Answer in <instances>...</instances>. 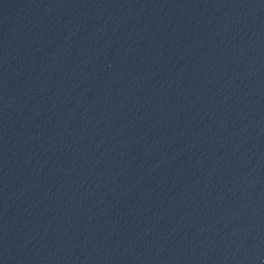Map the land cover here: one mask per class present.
<instances>
[{
    "label": "water",
    "instance_id": "obj_1",
    "mask_svg": "<svg viewBox=\"0 0 264 264\" xmlns=\"http://www.w3.org/2000/svg\"><path fill=\"white\" fill-rule=\"evenodd\" d=\"M0 264H264V0H0Z\"/></svg>",
    "mask_w": 264,
    "mask_h": 264
}]
</instances>
